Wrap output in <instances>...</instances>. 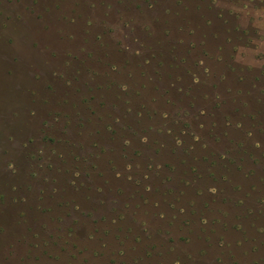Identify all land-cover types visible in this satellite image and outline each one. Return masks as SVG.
I'll return each instance as SVG.
<instances>
[{
	"label": "rangeland",
	"instance_id": "374dc122",
	"mask_svg": "<svg viewBox=\"0 0 264 264\" xmlns=\"http://www.w3.org/2000/svg\"><path fill=\"white\" fill-rule=\"evenodd\" d=\"M0 264H264V0H0Z\"/></svg>",
	"mask_w": 264,
	"mask_h": 264
}]
</instances>
